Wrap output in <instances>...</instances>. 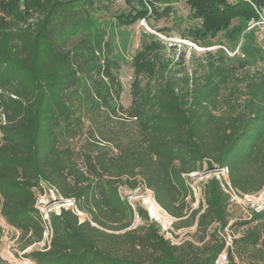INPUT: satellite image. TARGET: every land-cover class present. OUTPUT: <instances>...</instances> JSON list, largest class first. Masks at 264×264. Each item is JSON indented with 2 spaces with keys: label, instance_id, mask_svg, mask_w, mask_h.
<instances>
[{
  "label": "trees",
  "instance_id": "trees-1",
  "mask_svg": "<svg viewBox=\"0 0 264 264\" xmlns=\"http://www.w3.org/2000/svg\"><path fill=\"white\" fill-rule=\"evenodd\" d=\"M137 1L141 8L119 11L117 23L160 13L159 0ZM185 2L201 20L202 35L232 26L229 36H242L240 48L231 57L221 50L216 64L210 56L192 71L172 70L156 53L149 58V49L134 56L142 62L130 111L141 134L112 145L98 117L111 114V86L89 73L95 54L85 46L99 42L86 28L97 9L108 11V2L0 0V212L20 230L22 250L44 242L25 253L34 264H217L222 252L228 264H237L236 257L264 261V209L241 222L246 229L230 246L219 236L233 193L253 195L264 187V71L224 88L234 64L259 58L264 36L249 24L264 20V0ZM222 167L227 179H207L193 208L191 174ZM44 185L73 205L44 218L38 205ZM140 187L152 191L176 229L196 225L201 244L167 238L139 202L123 195V188ZM2 235L0 224V241Z\"/></svg>",
  "mask_w": 264,
  "mask_h": 264
},
{
  "label": "rangeland",
  "instance_id": "rangeland-1",
  "mask_svg": "<svg viewBox=\"0 0 264 264\" xmlns=\"http://www.w3.org/2000/svg\"><path fill=\"white\" fill-rule=\"evenodd\" d=\"M105 1L108 2V11L103 12L97 9V13H92L91 15V19L94 21L93 25L86 28L92 29L100 37L98 43L92 44V42H89L85 45L90 52L95 54V57L89 60L86 67L91 69L88 70L90 74L91 72L97 74L95 76L97 81H105L107 86H111L108 92V97L112 101L111 108L108 107L111 114L98 112V117L103 125L100 127L101 131L109 136V139L112 140V145L113 143L125 145L141 134V127H139L130 111L134 85L136 84L137 86L135 67L142 62L140 56L133 60L134 56L139 55L141 51L145 52L146 49H149V58L152 57L153 53H156L160 58L167 61L172 70L192 71L202 63L209 61L210 56L215 58L213 61L216 64L221 50L225 51L226 56H233L240 48L242 36L240 41L231 38L229 32L232 26L227 31H221L215 35H202L199 31L201 20L192 15L185 0H159L156 2L160 10L159 14H154L150 11L147 18L140 17L129 23H117L114 15L118 14L119 11H129L132 7L141 8L137 0ZM167 5L170 6L169 13L163 11V8ZM94 7L96 8V4H94ZM249 25V28L257 26L254 29L258 38L262 40L264 36V20L256 23L251 21ZM256 34L254 35L255 37ZM111 35L115 37L114 52L111 50L113 45L110 42ZM253 41L256 42V38ZM258 45L256 47L259 55L257 62L245 67L234 64L235 67H232L228 73L229 78L225 84V90L231 85L243 86L246 78L248 80L252 73L260 70L264 71V41ZM230 46L234 47V50ZM139 79L141 84L144 85L146 83L147 79L143 74L139 75ZM89 83L92 84V81L90 80ZM101 91L104 93V90L100 89ZM108 108L102 109L106 110ZM115 108L117 112L114 111ZM219 175L224 176L218 169H203L191 174L192 180L190 183L195 197V201L191 205L193 208L198 207L203 199L202 185L205 181ZM224 177L227 179V175ZM123 195L128 197L134 206L139 202L148 211L150 219L157 221L162 227L163 234L174 243L194 241L197 244H201L197 240L200 236V234L196 233L197 226L176 229L173 226L175 218L155 201L151 190L141 187L135 190L123 188ZM149 198L157 206L158 218L152 217L144 203V200ZM38 205L45 218L48 217L50 211L59 213L61 207H71L72 202H66L59 198L52 187L44 185V190L38 192ZM263 209L264 187L253 195L233 193L232 201L229 205V223L224 231L219 232L220 238H225L227 246H230L232 239L239 236L246 229V226L242 225L241 222L248 219L252 212ZM79 214L82 219L85 217L84 214ZM140 223H142L141 218L136 217L135 224ZM0 224L3 228V235L0 241V257L4 261V263L1 261L0 264H23L24 261H30L31 264H34L25 256V253L42 247L44 242L35 243L22 250L19 239L20 230L9 225L1 212ZM212 231L213 228L208 233ZM48 238L49 229L45 232V239ZM224 256L225 252H222L217 259V264H228V258ZM236 263L251 264L246 258L240 259L239 257H236ZM260 264H264V261Z\"/></svg>",
  "mask_w": 264,
  "mask_h": 264
},
{
  "label": "bare ground",
  "instance_id": "bare-ground-1",
  "mask_svg": "<svg viewBox=\"0 0 264 264\" xmlns=\"http://www.w3.org/2000/svg\"><path fill=\"white\" fill-rule=\"evenodd\" d=\"M144 203L148 207L150 213L152 214V217L158 218V215H157L158 213L156 211L157 206L154 204V202L152 200H150V198H149V199H145Z\"/></svg>",
  "mask_w": 264,
  "mask_h": 264
},
{
  "label": "built area",
  "instance_id": "built-area-1",
  "mask_svg": "<svg viewBox=\"0 0 264 264\" xmlns=\"http://www.w3.org/2000/svg\"><path fill=\"white\" fill-rule=\"evenodd\" d=\"M218 171L221 174H223L224 176L227 175V173H228V169L226 167L218 168ZM63 200H65L66 202H72V205H73V202L74 201L72 199H63ZM224 257H226V253H225V256ZM23 264H31V262L30 261H24Z\"/></svg>",
  "mask_w": 264,
  "mask_h": 264
},
{
  "label": "water",
  "instance_id": "water-1",
  "mask_svg": "<svg viewBox=\"0 0 264 264\" xmlns=\"http://www.w3.org/2000/svg\"><path fill=\"white\" fill-rule=\"evenodd\" d=\"M65 201V200H64Z\"/></svg>",
  "mask_w": 264,
  "mask_h": 264
}]
</instances>
